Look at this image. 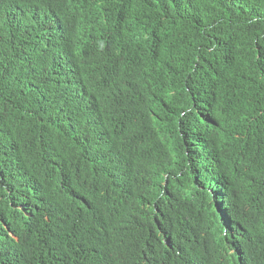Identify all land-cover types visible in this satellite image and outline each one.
I'll list each match as a JSON object with an SVG mask.
<instances>
[{
    "label": "trees",
    "instance_id": "obj_1",
    "mask_svg": "<svg viewBox=\"0 0 264 264\" xmlns=\"http://www.w3.org/2000/svg\"><path fill=\"white\" fill-rule=\"evenodd\" d=\"M0 264H264V0H0Z\"/></svg>",
    "mask_w": 264,
    "mask_h": 264
},
{
    "label": "clouds",
    "instance_id": "obj_2",
    "mask_svg": "<svg viewBox=\"0 0 264 264\" xmlns=\"http://www.w3.org/2000/svg\"><path fill=\"white\" fill-rule=\"evenodd\" d=\"M29 53H30L29 55L32 58L37 57L39 59H42L43 61L45 60L44 58L46 56L50 57L56 55V53L47 50L45 47L42 49V51L35 50ZM68 74H69V67L67 64H58L55 62H49L44 70V77L56 84L64 83L66 81V77L68 76ZM71 130L72 131L74 130L75 133L72 134V132L68 130L65 133L66 141L70 142L79 149L85 147L88 141L85 131L80 130L78 128H72Z\"/></svg>",
    "mask_w": 264,
    "mask_h": 264
}]
</instances>
